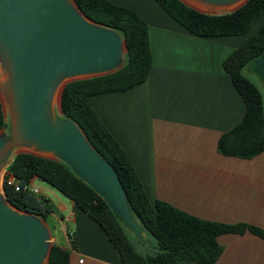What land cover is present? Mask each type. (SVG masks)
<instances>
[{"label": "crops", "instance_id": "obj_1", "mask_svg": "<svg viewBox=\"0 0 264 264\" xmlns=\"http://www.w3.org/2000/svg\"><path fill=\"white\" fill-rule=\"evenodd\" d=\"M108 1L145 21L151 66L143 81L122 91L90 95L88 102L123 149L148 200L164 201L200 219L243 222L264 230V150L243 158L218 149L219 137L245 112L223 60L249 33L199 36L156 0ZM263 16L251 31L264 22ZM44 191L60 212L51 214L64 241H53L69 250L68 264H121L96 222L71 200L67 206ZM216 241L222 251L213 264H264L261 236L222 233Z\"/></svg>", "mask_w": 264, "mask_h": 264}, {"label": "trees", "instance_id": "obj_2", "mask_svg": "<svg viewBox=\"0 0 264 264\" xmlns=\"http://www.w3.org/2000/svg\"><path fill=\"white\" fill-rule=\"evenodd\" d=\"M83 13L119 32L125 40L126 54L121 68L101 76L75 80L65 85L61 95L63 117L72 120L89 143L117 173L143 237L150 242L139 247L133 233L114 215L104 199L79 178L63 161L30 153L13 156L6 166L19 185L39 178L71 200L104 231L121 264H213L222 251L216 236L250 231L264 238V230L243 222L221 223L200 219L172 205L151 203L123 149L103 126L88 102V96L122 91L143 81L151 66L147 25L133 10L108 0H75ZM175 21L199 36L249 33L224 60L223 67L245 103L244 115L218 139L225 155L252 157L264 150V88L247 76L253 60H264V22L251 31L264 15V0H247L233 12L201 13L180 0H156ZM6 122L0 104V128ZM3 193L15 207L45 216L52 212L46 198L14 189L5 181ZM69 250L52 244L47 264H68Z\"/></svg>", "mask_w": 264, "mask_h": 264}, {"label": "water", "instance_id": "obj_3", "mask_svg": "<svg viewBox=\"0 0 264 264\" xmlns=\"http://www.w3.org/2000/svg\"><path fill=\"white\" fill-rule=\"evenodd\" d=\"M201 13H230L247 0H180ZM121 34L91 20L75 0H0V171L13 156L30 153L65 162L106 202L137 241L143 237L115 170L83 131L63 117L69 82L122 67ZM251 70L264 88V60ZM52 234L45 218L12 205L0 193V264H47Z\"/></svg>", "mask_w": 264, "mask_h": 264}, {"label": "rangeland", "instance_id": "obj_4", "mask_svg": "<svg viewBox=\"0 0 264 264\" xmlns=\"http://www.w3.org/2000/svg\"><path fill=\"white\" fill-rule=\"evenodd\" d=\"M261 20H264V16H263V18ZM256 25H258V21H257V23L254 26H256ZM251 67H252V64L250 66L249 73H246L247 76H249L252 79H256L259 82V84L262 83L258 79V77L254 74V72L251 70ZM260 86L262 87L261 84H260ZM5 168L6 167L4 166L3 169H1L2 176L4 174ZM33 182L40 189V192L38 194H36L38 197L44 198V192H45L44 190H49V191L52 192V194H50L52 200H55V197H57L58 199L63 201L67 206H69V203H70L69 201L70 200L68 198H66L65 196H63L55 188L50 186L47 182H45V181H43V180H41V179H39L37 177L34 178ZM52 210H54V209L52 208ZM54 212L58 213V216H59V214H60L59 211L54 210ZM44 218H45V221H46L47 225L49 226V229H50L51 234H52V239H51L52 243H54V241H53V238H54L58 244H62V242L64 241V233H63V230H62V228L60 226L59 221L51 213L46 214L44 216ZM71 228H72L71 225L67 224V230L70 231ZM135 243L139 247L146 246V244H144L142 242H139V241H135ZM149 244H150V242H149Z\"/></svg>", "mask_w": 264, "mask_h": 264}, {"label": "built area", "instance_id": "obj_5", "mask_svg": "<svg viewBox=\"0 0 264 264\" xmlns=\"http://www.w3.org/2000/svg\"><path fill=\"white\" fill-rule=\"evenodd\" d=\"M33 180L34 177L21 186L18 184L15 177L12 174L8 173L7 169L5 168L4 174L3 176H1V189L3 192V184L5 181L8 185H11L14 189H22L23 191L36 195L40 192V189L34 184Z\"/></svg>", "mask_w": 264, "mask_h": 264}, {"label": "bare ground", "instance_id": "obj_6", "mask_svg": "<svg viewBox=\"0 0 264 264\" xmlns=\"http://www.w3.org/2000/svg\"><path fill=\"white\" fill-rule=\"evenodd\" d=\"M1 176H2V173H1V171H0V182H1ZM0 193H2L1 183H0Z\"/></svg>", "mask_w": 264, "mask_h": 264}]
</instances>
